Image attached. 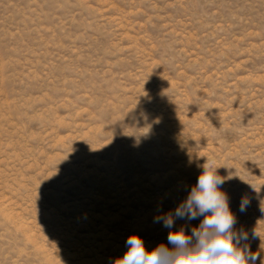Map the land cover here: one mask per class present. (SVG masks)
I'll return each mask as SVG.
<instances>
[{"label": "rangeland", "instance_id": "1", "mask_svg": "<svg viewBox=\"0 0 264 264\" xmlns=\"http://www.w3.org/2000/svg\"><path fill=\"white\" fill-rule=\"evenodd\" d=\"M207 160L264 257V0H0V264L167 243Z\"/></svg>", "mask_w": 264, "mask_h": 264}, {"label": "clouds", "instance_id": "2", "mask_svg": "<svg viewBox=\"0 0 264 264\" xmlns=\"http://www.w3.org/2000/svg\"><path fill=\"white\" fill-rule=\"evenodd\" d=\"M202 168L187 197L175 210L155 218V222H162L170 229L167 243L160 242L148 249L142 237L130 234L126 239V251L114 264H256L257 260L264 264L259 252L238 246L241 240H248V235L234 232L236 217L227 196L220 190L224 181L217 174V167L207 160ZM248 203L241 200V213L246 211ZM199 217L203 219L190 233L183 227L173 230L176 219L191 221ZM257 235L254 232L253 238Z\"/></svg>", "mask_w": 264, "mask_h": 264}]
</instances>
